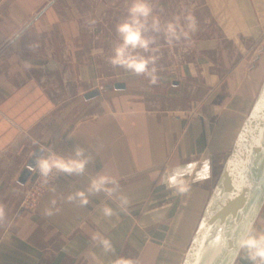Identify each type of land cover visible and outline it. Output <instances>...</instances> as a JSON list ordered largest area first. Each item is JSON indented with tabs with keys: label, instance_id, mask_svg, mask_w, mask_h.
<instances>
[{
	"label": "crops",
	"instance_id": "0c3cea01",
	"mask_svg": "<svg viewBox=\"0 0 264 264\" xmlns=\"http://www.w3.org/2000/svg\"><path fill=\"white\" fill-rule=\"evenodd\" d=\"M128 3L0 0V264L184 261L264 80V0H150L162 25L195 22L171 47L157 36L155 84L108 62ZM74 145L90 159L85 173L59 174L35 209H23L18 180L32 154ZM97 173L118 179L126 210L103 193L83 207L67 201ZM178 178L188 184L182 195ZM249 225L264 231V199ZM231 264L250 262L237 250Z\"/></svg>",
	"mask_w": 264,
	"mask_h": 264
},
{
	"label": "clouds",
	"instance_id": "9594fccd",
	"mask_svg": "<svg viewBox=\"0 0 264 264\" xmlns=\"http://www.w3.org/2000/svg\"><path fill=\"white\" fill-rule=\"evenodd\" d=\"M185 25L181 23L179 16L161 24L160 17L154 14L150 0H129L127 13L124 19L115 26L118 43L112 49V55L108 62L113 67H120L131 71L137 76H144L149 83L155 84L157 80L156 63L159 60L160 47L157 44V36L162 34L165 42L171 47L179 43L181 39H187L189 31L195 29V22L189 15L185 17ZM91 23H95L92 21ZM155 34V35H153ZM90 159L84 155V149L74 145L71 152L59 153L48 149L46 154L40 155L34 163L33 171L41 178L42 183L47 184L53 172L57 174L81 176L85 173V167ZM119 181L114 176L97 173L89 179L85 190H78L69 194L66 199L69 202L78 201L81 207L87 206L88 197L103 193L110 199L118 201L121 211L126 210L129 200L119 192ZM188 191V184L183 178L175 182V194L182 195ZM54 204L55 201H52ZM105 217L114 215V210L104 205L101 208ZM47 214H51L48 212ZM5 216L3 206H0V220ZM94 240L105 253L113 252V244L110 239L98 234ZM238 252L242 251L250 264H264V231H258L249 225L240 234L236 241ZM114 264H134L130 259L118 258Z\"/></svg>",
	"mask_w": 264,
	"mask_h": 264
},
{
	"label": "water",
	"instance_id": "95a60500",
	"mask_svg": "<svg viewBox=\"0 0 264 264\" xmlns=\"http://www.w3.org/2000/svg\"><path fill=\"white\" fill-rule=\"evenodd\" d=\"M116 89L124 88L121 83ZM94 89L84 95L89 100ZM44 153L37 149L19 176L25 185L35 160ZM264 199V80L257 97L245 114L222 171L196 227L182 264H231L236 241L249 226Z\"/></svg>",
	"mask_w": 264,
	"mask_h": 264
},
{
	"label": "built area",
	"instance_id": "2783aa9c",
	"mask_svg": "<svg viewBox=\"0 0 264 264\" xmlns=\"http://www.w3.org/2000/svg\"><path fill=\"white\" fill-rule=\"evenodd\" d=\"M48 149L61 153L58 149L49 147L44 149L43 154H46V151ZM58 176L59 174L53 172L49 177L48 183L44 184L42 183L41 178L38 176V174L33 171L26 184L24 185L25 190L21 200V207L25 210L35 209L42 197L55 184Z\"/></svg>",
	"mask_w": 264,
	"mask_h": 264
},
{
	"label": "snow or ice",
	"instance_id": "6c2138e0",
	"mask_svg": "<svg viewBox=\"0 0 264 264\" xmlns=\"http://www.w3.org/2000/svg\"><path fill=\"white\" fill-rule=\"evenodd\" d=\"M203 171H204V178H207V172H208L207 164H205Z\"/></svg>",
	"mask_w": 264,
	"mask_h": 264
}]
</instances>
